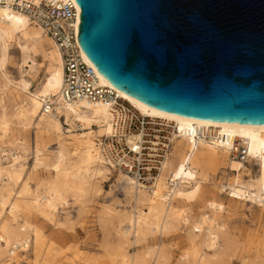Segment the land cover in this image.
<instances>
[{
  "label": "bare ground",
  "instance_id": "bare-ground-1",
  "mask_svg": "<svg viewBox=\"0 0 264 264\" xmlns=\"http://www.w3.org/2000/svg\"><path fill=\"white\" fill-rule=\"evenodd\" d=\"M24 1L37 5L41 0H0V264H233V258L239 264H264V232L241 241L226 227L246 202L264 212V125L164 113L118 90L97 72L99 85L142 116L172 128L160 171L144 185L103 153V139L114 134L111 108L62 97V55L41 26L13 6ZM13 49L18 54L16 78L7 70ZM40 70L43 77L38 79ZM138 139L132 134L126 143L134 146ZM235 143L245 149L254 174L230 157ZM219 167L232 174L223 183L212 177ZM114 169L129 210L102 205L98 214L92 213L87 204ZM220 193H226L227 201ZM71 204L77 216L93 214L101 229V262L83 258L77 247L61 248L64 231L71 228L66 210Z\"/></svg>",
  "mask_w": 264,
  "mask_h": 264
},
{
  "label": "water",
  "instance_id": "water-1",
  "mask_svg": "<svg viewBox=\"0 0 264 264\" xmlns=\"http://www.w3.org/2000/svg\"><path fill=\"white\" fill-rule=\"evenodd\" d=\"M112 86L172 115L264 125V0H74Z\"/></svg>",
  "mask_w": 264,
  "mask_h": 264
},
{
  "label": "built area",
  "instance_id": "built-area-1",
  "mask_svg": "<svg viewBox=\"0 0 264 264\" xmlns=\"http://www.w3.org/2000/svg\"><path fill=\"white\" fill-rule=\"evenodd\" d=\"M14 3L15 9L40 25L59 49L63 61L62 97L68 102L82 100L111 108L114 134L103 139L104 155L116 168L137 176L144 185L151 184L170 150L172 128L160 119L142 116L110 88L98 84L99 75L77 41L79 8L74 0H41L37 5ZM132 134L139 135L134 146L126 143V137ZM230 157L247 162L245 149L236 143Z\"/></svg>",
  "mask_w": 264,
  "mask_h": 264
},
{
  "label": "rangeland",
  "instance_id": "rangeland-1",
  "mask_svg": "<svg viewBox=\"0 0 264 264\" xmlns=\"http://www.w3.org/2000/svg\"><path fill=\"white\" fill-rule=\"evenodd\" d=\"M10 55L11 64L7 70L12 77L16 78L18 76V72L15 67V63L18 61L17 51L15 49L11 50ZM38 75V79H41L43 77V71L40 70ZM33 89L34 87L32 90ZM28 138L30 145H33L35 139L33 128H31L30 132L28 133ZM45 138L46 137L43 139ZM31 157V155L28 156L29 164H31ZM245 166L250 173L254 174V168L251 163L246 162ZM116 175L117 171L114 169L104 179L100 180V191L96 193L95 196L91 198V201L87 204V209L89 211L91 210L92 213L98 214L102 205H110L117 210H129V205H127L124 200L122 186L119 182H117ZM230 176H232V174L224 167H219L212 175L215 182L221 183L226 181V179ZM243 179L248 180V176H244ZM219 197L225 201H227L226 199L228 198L226 193H220ZM197 207L198 205L193 207L191 209V213L195 214L198 211ZM66 210L70 213L71 228L70 231H64L67 236L62 237L61 240H63L64 243L61 248L67 249V247H77L82 251L83 258L97 257L99 259L100 249L98 248V244L100 241L101 229L98 227L95 218L92 217L93 214L90 215L88 213V215L84 217L77 216L75 206L72 204L68 208L66 207ZM226 224L229 234L242 241L245 236H251L253 234L259 235L261 233L260 231L264 232V212H259L255 206L250 205L249 202H246L245 206L239 207L238 211L227 219ZM86 230L89 233H85ZM49 231L50 228H46V232L49 233ZM168 245H171V242H169ZM170 250H172V252H176L177 247L170 246ZM243 253L246 255L245 252ZM248 256H250V259L253 258L251 254ZM175 259L176 258L173 257L171 261H175ZM78 261L84 264L82 260ZM233 264H239L238 258H233Z\"/></svg>",
  "mask_w": 264,
  "mask_h": 264
}]
</instances>
